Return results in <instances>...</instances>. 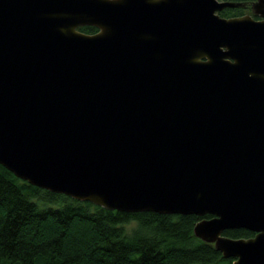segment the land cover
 <instances>
[{
  "label": "water",
  "instance_id": "water-1",
  "mask_svg": "<svg viewBox=\"0 0 264 264\" xmlns=\"http://www.w3.org/2000/svg\"><path fill=\"white\" fill-rule=\"evenodd\" d=\"M241 5L0 0V164L108 210L200 216L197 238L264 264V0L218 13Z\"/></svg>",
  "mask_w": 264,
  "mask_h": 264
},
{
  "label": "trees",
  "instance_id": "trees-1",
  "mask_svg": "<svg viewBox=\"0 0 264 264\" xmlns=\"http://www.w3.org/2000/svg\"><path fill=\"white\" fill-rule=\"evenodd\" d=\"M218 13L243 15L242 6ZM79 30L93 34L98 29L84 25ZM198 219L108 210L34 186L0 164V264H233V257H223L193 234ZM223 234L255 236L242 227Z\"/></svg>",
  "mask_w": 264,
  "mask_h": 264
},
{
  "label": "rangeland",
  "instance_id": "rangeland-1",
  "mask_svg": "<svg viewBox=\"0 0 264 264\" xmlns=\"http://www.w3.org/2000/svg\"><path fill=\"white\" fill-rule=\"evenodd\" d=\"M246 1L250 2V0H246ZM252 1H253V0H252ZM250 7H251V6H248V7H242L243 15H244V14H249V15L253 14L252 11H251V8H250ZM134 226H135V222L130 223V224L127 225V229L130 230V229H131L132 227H134Z\"/></svg>",
  "mask_w": 264,
  "mask_h": 264
},
{
  "label": "flooded vegetation",
  "instance_id": "flooded-vegetation-1",
  "mask_svg": "<svg viewBox=\"0 0 264 264\" xmlns=\"http://www.w3.org/2000/svg\"><path fill=\"white\" fill-rule=\"evenodd\" d=\"M243 2H245V5H244V6L241 5L242 7H248V6H251V5H250L251 0H250V2H248V1H246V0L243 1ZM250 8H251V7H250ZM251 11H252V10H251ZM252 15H253V14H252ZM253 16L256 17V18H258L256 15H253Z\"/></svg>",
  "mask_w": 264,
  "mask_h": 264
}]
</instances>
